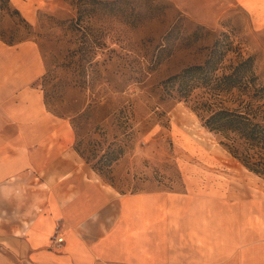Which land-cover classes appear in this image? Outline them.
<instances>
[{"label": "rangeland", "instance_id": "rangeland-1", "mask_svg": "<svg viewBox=\"0 0 264 264\" xmlns=\"http://www.w3.org/2000/svg\"><path fill=\"white\" fill-rule=\"evenodd\" d=\"M87 4L33 0L38 20L31 24L0 0V39L38 44L47 65L40 81L45 103L69 119L74 148L91 171L121 192L200 193L234 185L264 191V174L225 145L262 162L264 146L204 125L219 108L264 119V91L256 93L264 85V0H129L122 2L129 18L91 5L78 21V8ZM138 10L141 18L128 24ZM211 57L216 64L208 69L217 75L251 57L253 80L228 92L197 84L186 98L164 85ZM0 264L29 263L0 250Z\"/></svg>", "mask_w": 264, "mask_h": 264}, {"label": "crops", "instance_id": "crops-1", "mask_svg": "<svg viewBox=\"0 0 264 264\" xmlns=\"http://www.w3.org/2000/svg\"><path fill=\"white\" fill-rule=\"evenodd\" d=\"M11 3L38 20L33 0ZM46 71L33 40L0 39L1 251L29 264H264V191H118L48 109Z\"/></svg>", "mask_w": 264, "mask_h": 264}, {"label": "trees", "instance_id": "trees-1", "mask_svg": "<svg viewBox=\"0 0 264 264\" xmlns=\"http://www.w3.org/2000/svg\"><path fill=\"white\" fill-rule=\"evenodd\" d=\"M9 5L11 4V0H6ZM90 5L80 6L78 8V12L80 13V17H78V21H80L81 16L87 11L92 10L91 5L97 6L100 8V11L110 12L111 14L122 13L126 18H129L131 14H127L128 9L123 7L122 2H127L129 0H88ZM154 9H158L159 5H154ZM152 8V9H153ZM14 10L17 13L20 11L14 7ZM136 11V10H135ZM22 15V13H20ZM141 11H137L135 16L132 19H125L129 24H136L138 19L141 18ZM22 17H24L22 15ZM140 17V18H139ZM25 19V18H24ZM28 22L25 19V22ZM7 44L15 43L14 41L7 42ZM19 42V41H18ZM216 61L212 59H208L205 63L196 64L193 66H188L180 73L171 75L166 78L163 82L165 86L175 87L177 86V92L180 97H188L192 90L196 88L197 84H205L212 86L216 91L219 92H228L234 88H243V86L248 85L250 80H253L254 77L251 76L252 73V58L243 59L239 62L231 72H227L223 75H217L213 72L211 73L208 68H212L215 66ZM264 85L260 86L256 93L263 92ZM204 125L209 131H215L218 133H222L224 135L229 136L230 133H234L237 138L243 140L250 146H264V119L262 121H256L251 114L247 112H243L237 109L231 108H219L213 110L209 116L204 118ZM236 140V139H234ZM230 153L238 158L244 165H246L250 170L261 174H264V162L257 161L252 159V155L245 151V154L240 151V149L235 144H226L225 145Z\"/></svg>", "mask_w": 264, "mask_h": 264}, {"label": "built area", "instance_id": "built-area-1", "mask_svg": "<svg viewBox=\"0 0 264 264\" xmlns=\"http://www.w3.org/2000/svg\"><path fill=\"white\" fill-rule=\"evenodd\" d=\"M60 231H61V229L58 228L56 230L55 235H54V243H56L58 246L62 245V242L64 239L63 234Z\"/></svg>", "mask_w": 264, "mask_h": 264}, {"label": "clouds", "instance_id": "clouds-1", "mask_svg": "<svg viewBox=\"0 0 264 264\" xmlns=\"http://www.w3.org/2000/svg\"><path fill=\"white\" fill-rule=\"evenodd\" d=\"M19 234V233H18Z\"/></svg>", "mask_w": 264, "mask_h": 264}]
</instances>
